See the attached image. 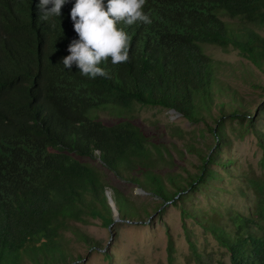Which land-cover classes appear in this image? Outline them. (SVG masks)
<instances>
[{
	"label": "trees",
	"instance_id": "16d2710c",
	"mask_svg": "<svg viewBox=\"0 0 264 264\" xmlns=\"http://www.w3.org/2000/svg\"><path fill=\"white\" fill-rule=\"evenodd\" d=\"M74 3L67 0L60 17L43 21L39 0H0V264H87L69 248L72 241L110 259L77 225L99 219L108 228L114 220L109 199L122 223L134 226L161 218L170 202L196 264L204 263L191 219L225 250L227 264H264V182L240 179L254 193L248 215L230 210L226 218H197L186 207L220 181L213 167L229 174L224 164L233 161L220 157L227 144L203 153L189 142L185 149L199 158L195 172H161L174 167L164 143L136 123L109 124L96 115L108 107L157 106L194 124L213 122L217 129L208 130L219 139L225 138L221 124L237 121L264 154V104L244 100L231 84L264 98V36L255 31L264 28V0H145L151 24H117L131 38L129 61L113 66L109 57L99 65L108 76L95 79L62 64L78 39L69 15ZM202 44L232 46L246 62L215 61ZM84 159L138 186L145 202L124 196ZM165 233L168 264H175V242Z\"/></svg>",
	"mask_w": 264,
	"mask_h": 264
},
{
	"label": "rangeland",
	"instance_id": "374dc122",
	"mask_svg": "<svg viewBox=\"0 0 264 264\" xmlns=\"http://www.w3.org/2000/svg\"><path fill=\"white\" fill-rule=\"evenodd\" d=\"M221 19L227 23L235 24V21L226 17ZM264 36V28L256 29ZM204 53L215 61L226 62L227 64H245L238 51L232 46L222 48L217 45L202 44ZM244 98L252 103L262 102L264 98L260 93L249 86L231 82ZM98 118L109 124L121 121H130L143 127L148 131L152 139L164 143L169 154L174 160V167H160L161 172H195V164L198 161L196 154L189 153L185 149L187 143H193L201 152L207 153L212 144L225 143L228 147L222 149L220 157L225 161H233V165L225 163L229 174L219 167H213L221 174L220 181L215 188L200 190L193 198L186 203V207L197 218L203 215L209 217L213 213L224 214L237 211L240 214L248 215L253 208L254 193L240 179H252L264 182V154L254 134L240 125L237 121L227 120L219 129L225 134V138L219 139L211 134L209 127L215 131V124L209 122L191 123L181 117L173 110L163 109L157 106H142L133 104L131 108L108 107L96 112ZM259 126L264 128V118L259 120ZM264 132V129H263ZM223 145V144H222ZM179 153L183 155L180 158ZM87 163H93L95 167L104 173V180L116 188L124 196L136 201L145 202L144 193L136 185H129L118 181L111 174L99 167L95 162L84 159ZM108 192V190H107ZM108 194V193H107ZM113 207L111 201L109 202ZM113 207V215H117ZM153 218L152 223L141 225H129L118 222L112 225L109 230L99 219H94L89 225L77 224L78 227L89 237L106 247L110 253V259L100 252H90L85 246H77L72 241L70 249L74 254L80 255L87 260V264H168L166 251V231H169L175 242V264H196L191 256L181 227L179 209L167 204L165 213L161 218ZM198 220V219H197ZM196 219L187 221L192 232L193 240L196 243L198 254L204 264H227L225 250L221 248L214 238L205 233ZM223 223V220L221 221ZM112 232V239L111 234ZM70 236V235H69Z\"/></svg>",
	"mask_w": 264,
	"mask_h": 264
},
{
	"label": "clouds",
	"instance_id": "9594fccd",
	"mask_svg": "<svg viewBox=\"0 0 264 264\" xmlns=\"http://www.w3.org/2000/svg\"><path fill=\"white\" fill-rule=\"evenodd\" d=\"M65 3L67 0H39L40 19L60 17ZM144 4L145 0H108L105 6L103 0H75L69 15L78 39L67 48L70 54L62 59L64 68L75 64L81 75L95 79L108 76L99 65L109 57L113 66L128 62L131 38L117 24H151L150 16L142 10Z\"/></svg>",
	"mask_w": 264,
	"mask_h": 264
},
{
	"label": "water",
	"instance_id": "95a60500",
	"mask_svg": "<svg viewBox=\"0 0 264 264\" xmlns=\"http://www.w3.org/2000/svg\"><path fill=\"white\" fill-rule=\"evenodd\" d=\"M143 192V191H142ZM109 198V197H108ZM111 200L109 199V202H110ZM112 203V202H111ZM166 204H170V202H168V203H166ZM113 208V207H112ZM120 223V222H123L122 220H120L119 219V217H118V214L117 215H115L114 216V220H113V223L111 224V225H109V227H108V229L110 230L111 229V227H112V225H114L115 223ZM110 232V234H111V239H112V237H113V235H112V232L111 231H109Z\"/></svg>",
	"mask_w": 264,
	"mask_h": 264
}]
</instances>
